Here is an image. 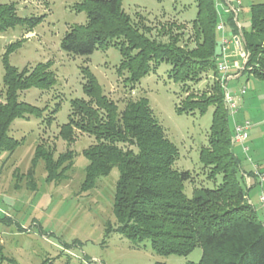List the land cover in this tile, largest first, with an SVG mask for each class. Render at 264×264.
Here are the masks:
<instances>
[{"label": "trees", "instance_id": "1", "mask_svg": "<svg viewBox=\"0 0 264 264\" xmlns=\"http://www.w3.org/2000/svg\"><path fill=\"white\" fill-rule=\"evenodd\" d=\"M196 3L198 11L192 21L193 33L184 42L183 33L173 32L181 29L175 24L163 25L157 36H152L153 28L143 19L134 22L123 10L122 0H84L76 6V11L86 12L88 22L71 27L61 46L68 54L85 57L111 46L117 48L122 56L118 73L127 74L125 83L131 87L156 73L163 63L171 66L169 78L181 83L185 92L188 83L198 84L212 73L217 79L210 86L211 93L189 94L177 107V112L204 115L214 107L208 146L202 149L200 161L210 169L209 179L222 176L216 188L195 189L189 198L185 185L191 181V173L173 168L179 158L178 149L166 137L149 101L145 98L128 100L120 110L118 104L104 94L88 67L82 72L87 99L72 101L68 123L60 128L59 136L68 145L75 142L77 132L94 138V143L83 151L88 165L82 191L93 189L98 179L108 177L115 168L119 171L114 202L117 227L111 228L108 223L106 237L119 233L137 247L149 241L151 248L163 256L187 257L201 248L199 263L187 264H264V224L249 203L251 187L246 181V176L250 180L258 178L253 172L242 169L233 150V130L224 103V90L218 81V62L222 56L217 31L218 8L215 0H196ZM42 19L21 18L15 4L0 3V31L17 26L32 30ZM225 24L232 37L239 34L232 15ZM242 33L244 49L249 53L243 73L248 71L264 80L263 3L251 6L250 32L246 33L242 27ZM159 37H168V40ZM191 42L193 47L189 45ZM18 46H11L4 57L0 155L12 154L21 144L10 136L11 126L17 119L40 118L46 111L20 101L21 93L32 88L49 90L56 83L50 62L34 68L11 66L9 55ZM52 120L54 118L50 117L48 123ZM74 157V152L68 151L56 159L54 153L40 143L25 175L28 186L36 188L35 170L40 161L44 163L47 182H60L66 179ZM16 177L18 179L19 175ZM41 264H49V261Z\"/></svg>", "mask_w": 264, "mask_h": 264}, {"label": "rangeland", "instance_id": "2", "mask_svg": "<svg viewBox=\"0 0 264 264\" xmlns=\"http://www.w3.org/2000/svg\"><path fill=\"white\" fill-rule=\"evenodd\" d=\"M83 1L0 0L2 4H15L21 18H43L32 30L17 26L0 31V95L4 91V57L16 44L19 46L9 55L11 66L34 68L37 64L50 62V71L56 80L49 90L32 88L21 93L20 101L46 111L40 118L17 119L11 126L10 136L21 144L12 154L0 155V264H41L45 260L49 264L199 263L201 248L187 257L163 256L151 248L149 241L137 247L119 233L106 237L108 223L111 228L117 227L114 202L119 171L115 168L108 177L98 179L93 189L82 191L88 165L83 151L94 143V138L77 132L75 142L68 145L59 132L68 123L72 101L87 99L82 72L88 67L104 94L115 101L120 110L128 100L145 98L149 101L166 137L178 149L179 158L173 168L191 173L192 179L185 185V193L191 198L195 189H214L222 182V176L209 179L210 169L200 161L202 149L208 146L214 107L204 115L199 112L179 114L177 107L191 93H211L210 86L217 78L210 73L198 84L188 83L185 92L181 83L169 78L171 66L163 63L156 73L131 87L125 83L127 74L118 73L122 56L117 48L97 50L88 57L66 53L61 46L66 33L71 27L88 22L86 12L76 11V6ZM227 2L236 8L239 24L249 33L251 6L264 4V0H240L241 6H237L236 0H223L218 6L220 22H227L231 15L227 11ZM122 8L134 22L143 19L151 26L154 37L163 25L180 26V30L176 28L173 32L183 33L184 42L193 33L192 21L198 11L196 0H122ZM226 32L225 37L232 41L227 57L233 66L227 74L226 91L240 99L235 120L229 114L230 127L234 129L235 121L251 122L250 137L245 145L249 152L246 154L240 144H233V150L245 172H253L257 166L264 173V80L248 71L243 73L244 61L229 27ZM159 39L167 41L168 37ZM218 40L221 44V34ZM189 45L193 47L194 43ZM218 81L224 90L220 75ZM243 89H246L244 94ZM3 100L0 96V101ZM55 110L58 111L53 113ZM50 117L54 118L51 124L48 123ZM40 143L50 149L56 159L68 151L74 152L75 157L66 172V179L60 182H47L44 163L40 161L35 170L36 188L32 189L25 175ZM250 187L249 203L264 224V208L260 204L264 183L261 185L259 180L252 179Z\"/></svg>", "mask_w": 264, "mask_h": 264}, {"label": "built area", "instance_id": "3", "mask_svg": "<svg viewBox=\"0 0 264 264\" xmlns=\"http://www.w3.org/2000/svg\"><path fill=\"white\" fill-rule=\"evenodd\" d=\"M223 0H215L217 8H218V13H219V4ZM237 6H241L240 0H236ZM227 5L229 9L227 8V11L234 17V22L236 24V28L239 31V34L235 37H233V42L236 44L238 52H240L244 64H246L248 58H249V53L246 52L244 49V37L242 33V26L238 22V12L236 8L232 6L231 2H227ZM217 31L221 34L222 36V56L220 58V61L218 62V71L220 72L221 76V81L223 82V87H224V103L226 106V109L230 116L234 118L235 116L239 113L240 110V99L238 97H233L229 92L226 91V80L228 79L227 74L231 70L232 66L230 63V60L227 57V51L229 49V46L232 41H229L225 36L227 34L226 32V24L224 21H219L217 25ZM246 89L242 90V94L245 93ZM251 128V122L245 121L242 123L234 122V129H233V137H232V143L233 144H240L243 146L244 152L247 154L249 152L248 147H245L246 143L249 140L250 134L249 130ZM254 175L258 178L260 184L262 185L264 183V173L260 171V169L255 166L253 170ZM246 181L248 186H250V178L246 176ZM260 204L264 208V190L262 191L261 197H260Z\"/></svg>", "mask_w": 264, "mask_h": 264}, {"label": "crops", "instance_id": "4", "mask_svg": "<svg viewBox=\"0 0 264 264\" xmlns=\"http://www.w3.org/2000/svg\"><path fill=\"white\" fill-rule=\"evenodd\" d=\"M220 7V6H219ZM231 63V62H230ZM232 66V65H231ZM233 67V66H232ZM237 68H239V66L237 67ZM243 69V68H242ZM240 75H242V72H241V74Z\"/></svg>", "mask_w": 264, "mask_h": 264}]
</instances>
